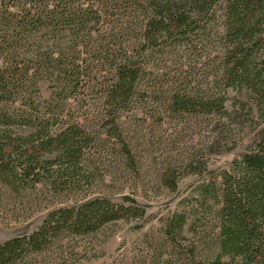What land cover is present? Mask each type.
<instances>
[{
    "label": "trees",
    "instance_id": "trees-1",
    "mask_svg": "<svg viewBox=\"0 0 264 264\" xmlns=\"http://www.w3.org/2000/svg\"><path fill=\"white\" fill-rule=\"evenodd\" d=\"M109 1L0 0V186L11 193L88 181L103 137L133 161L124 118L153 94L154 57L197 41L213 49L212 79L174 88L171 112L211 118L220 153L236 148V126L264 120V0H124L118 14ZM194 193L111 264H264V138ZM147 215L130 196L60 204L0 244V264H79L80 242L123 220L143 230Z\"/></svg>",
    "mask_w": 264,
    "mask_h": 264
},
{
    "label": "rangeland",
    "instance_id": "rangeland-1",
    "mask_svg": "<svg viewBox=\"0 0 264 264\" xmlns=\"http://www.w3.org/2000/svg\"><path fill=\"white\" fill-rule=\"evenodd\" d=\"M123 3L124 0H110L109 6L118 14ZM214 56L209 41H197L188 48L167 50L154 57L162 75L153 83V94L138 103L140 109L124 118V135L133 151V161L122 157L115 140L103 137L92 155L95 166L90 179L75 188L63 183L57 189L39 186L11 193L0 186V244L31 234L57 205L100 195L122 202L123 196H130L147 211L143 230L137 229L139 222L123 220L79 245L80 254L85 256L79 264H111L121 248H131L148 230L159 227L160 219L173 212L181 201L194 203L188 198L197 196L194 191L199 184L216 180L234 160L264 138V120L255 115V123L242 122L230 133L229 138L237 142L236 148L220 153L211 133V118L171 112L169 93L176 87L211 81ZM50 87L48 81L40 83L43 100L51 98ZM230 98L234 101L236 95L232 93ZM99 131L95 133L99 135ZM15 132L29 134L22 128ZM175 181L176 189H171L170 184ZM213 210L201 209L200 222L210 220Z\"/></svg>",
    "mask_w": 264,
    "mask_h": 264
}]
</instances>
